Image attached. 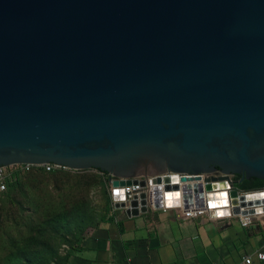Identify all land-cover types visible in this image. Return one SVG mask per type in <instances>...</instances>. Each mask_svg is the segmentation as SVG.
Instances as JSON below:
<instances>
[{
    "label": "water",
    "instance_id": "95a60500",
    "mask_svg": "<svg viewBox=\"0 0 264 264\" xmlns=\"http://www.w3.org/2000/svg\"><path fill=\"white\" fill-rule=\"evenodd\" d=\"M22 164L264 212L225 182L264 180V0H0V167Z\"/></svg>",
    "mask_w": 264,
    "mask_h": 264
},
{
    "label": "crops",
    "instance_id": "0c3cea01",
    "mask_svg": "<svg viewBox=\"0 0 264 264\" xmlns=\"http://www.w3.org/2000/svg\"><path fill=\"white\" fill-rule=\"evenodd\" d=\"M112 212L71 248L67 264H244L264 252V216L243 228L237 219L186 220L175 211Z\"/></svg>",
    "mask_w": 264,
    "mask_h": 264
},
{
    "label": "trees",
    "instance_id": "16d2710c",
    "mask_svg": "<svg viewBox=\"0 0 264 264\" xmlns=\"http://www.w3.org/2000/svg\"><path fill=\"white\" fill-rule=\"evenodd\" d=\"M96 171L102 176L107 174L100 170ZM84 172L86 171L46 172L42 168H36L9 183L8 190L0 194V197L12 196L13 192H21L26 178L41 182L51 181L55 184V188L44 189L43 200L27 206L26 209L23 208L24 211L29 212L28 221L32 233L9 240L8 253L0 258V264H67L68 254L61 256L58 248L52 245L53 236L58 235L61 242L73 247L87 230L100 223L97 215L87 208L88 195L83 194L81 188L84 183L83 177H76ZM66 179L74 181L75 184L63 187L62 181ZM236 180H240V176H236ZM93 181L97 183L96 180ZM236 187L244 191L262 189L264 180L251 178L245 180L244 183L238 182ZM53 192H56V195ZM106 208L108 211L111 209L110 200L107 201Z\"/></svg>",
    "mask_w": 264,
    "mask_h": 264
},
{
    "label": "rangeland",
    "instance_id": "374dc122",
    "mask_svg": "<svg viewBox=\"0 0 264 264\" xmlns=\"http://www.w3.org/2000/svg\"><path fill=\"white\" fill-rule=\"evenodd\" d=\"M80 176L83 177L84 182L83 186L81 185L83 194L88 195L86 203H89V205L87 204V208L97 215L100 219L98 222L101 223L113 213L112 208L109 211L106 208L108 200H110L111 205L109 178L108 176L100 175L96 170L86 171L76 177ZM69 177L71 178V176ZM76 177L74 176V178ZM93 180H96L97 183ZM24 181L25 183L21 192H13L12 196L8 197H0V258H3L8 253L9 240L17 238L20 235L27 236L32 233V228L28 221L29 212L24 211L23 208L26 209L27 206L43 200V192L46 189L52 190L55 188V184L51 181H33L28 178ZM74 184L75 182L69 179L62 181L63 187ZM53 193L56 195V192ZM71 201L73 202V199ZM90 222L92 223V220ZM49 237L51 238V236ZM51 241L52 245L57 247L58 251L61 252V256H67L72 248L67 243L61 242L59 236L56 234Z\"/></svg>",
    "mask_w": 264,
    "mask_h": 264
},
{
    "label": "built area",
    "instance_id": "2783aa9c",
    "mask_svg": "<svg viewBox=\"0 0 264 264\" xmlns=\"http://www.w3.org/2000/svg\"><path fill=\"white\" fill-rule=\"evenodd\" d=\"M36 168H42L46 172H54V171H68L69 169L64 166L54 165V164H47L44 166H35L31 164H22V165H14L9 167H0V194L4 193L8 190L9 183L15 181L17 177L29 173L33 171ZM105 176H108L109 182H110V197H111V207L113 210H119L122 211L125 215L128 217H135V216H141L143 214H146L150 211H157V210H163L164 212L167 211H175L179 217H182L186 220L190 219H196L204 216H208L211 220H231V219H237L239 220L240 225L243 228H247L251 226L255 221L260 220L264 216V212L262 213H255V214H247V215H232L229 217H223V218H211L209 216L210 209L207 207H196L194 205L191 209H184V207L181 205L179 207H163L160 209H157L155 207V199H154V187L155 184L153 183V180L157 177H139L137 179L132 180L131 185H126L123 187H113L112 183V177L108 174ZM163 176H160V178L163 179ZM215 177L222 176L219 175H212ZM205 176H202V182L204 180ZM137 181L135 184L134 181ZM142 182L145 184L142 186ZM225 182L229 184L234 185V189H237L240 195H247L252 193H259L263 192L264 188L262 189H256V190H249L244 191L240 190L236 187L238 181L236 180L235 175H229L228 180ZM212 183V182H210ZM181 183L180 185H182ZM206 184V183H205ZM163 187V184H161ZM145 194V199L141 198V195ZM145 202L143 205L142 202ZM136 203V205H134ZM124 204V207L117 208L116 205ZM143 207L146 209V211H143ZM258 260L260 262H264V252L258 251L255 252L251 256H247L244 260V264H253L254 260Z\"/></svg>",
    "mask_w": 264,
    "mask_h": 264
},
{
    "label": "flooded vegetation",
    "instance_id": "af4514ba",
    "mask_svg": "<svg viewBox=\"0 0 264 264\" xmlns=\"http://www.w3.org/2000/svg\"><path fill=\"white\" fill-rule=\"evenodd\" d=\"M235 176H238V175H235ZM245 180H249V179H243L242 177H240V180H238L239 183H244Z\"/></svg>",
    "mask_w": 264,
    "mask_h": 264
}]
</instances>
